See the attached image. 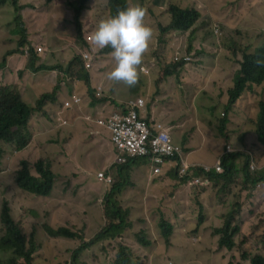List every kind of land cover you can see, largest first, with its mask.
Segmentation results:
<instances>
[{
	"label": "rangeland",
	"instance_id": "rangeland-1",
	"mask_svg": "<svg viewBox=\"0 0 264 264\" xmlns=\"http://www.w3.org/2000/svg\"><path fill=\"white\" fill-rule=\"evenodd\" d=\"M28 2L35 3L34 0H28ZM98 2L97 12L103 13V15L97 17L96 20L110 14L105 6V0H98ZM171 4L196 7L200 10L201 17L193 28V46L205 47L209 51L221 50L219 58L206 54L202 66L193 65L186 72V78L192 84V90L188 88L187 91L186 85H184V89L173 90L170 94V98H176L175 101L178 99L187 112H192L197 118L202 117L204 124L208 126L206 130L210 132V137L218 140L217 129L220 122H213L211 107L221 101L224 95V87L221 86H225L228 79L212 78L206 73L210 70L212 62L225 63L230 51L235 46L241 48L255 46L264 41V0H163L162 7H154L149 13V22L154 28L158 24L162 27L168 24L170 18L168 8ZM55 5L62 9L61 0H56ZM69 14L71 15L70 12ZM13 17L14 12L10 6L0 9V27ZM83 18L87 22L88 20L95 21L94 16L90 14ZM64 21L69 22L70 18L67 16ZM214 25L218 26V35L212 30ZM189 34L190 32L162 35L157 30L156 44L166 43L169 48L174 47L182 51L188 46ZM11 49L12 47H3L0 50V59L4 58L6 52ZM227 51L229 53H226ZM5 58L8 62L4 68L0 69V85L12 86L17 78L18 70L22 69V64L15 61L13 57L6 56ZM33 73H27L25 69L22 73L23 84L27 83L28 85V95L37 94L39 91L40 77L36 76L34 79ZM196 73L197 76H195ZM48 77L50 78V76ZM162 80L161 86L167 90L170 89L171 83L175 84L176 80L179 81L176 75L163 77ZM157 85L159 84L157 83ZM157 89H160V86H157ZM240 107L242 105L235 107L244 114V117L239 121H235L239 123L245 120L249 114L255 112L256 103H252L246 109ZM40 123L38 139L33 141L21 157L30 160L28 162L31 165L37 156H44L49 160L57 175V182L50 194L49 209L52 208L53 200L64 198L70 199V203L73 201L74 207L68 209L67 212L70 213L71 219L78 224L77 230H80L83 225L81 232L86 239H89L106 224L102 198L104 192L109 190L110 185L106 187L103 182L96 179L90 180L89 184L85 165L87 170L94 172L97 168H101L103 163L107 161L110 163L116 150H109L110 144L106 131L108 146L105 144V140L91 145L90 143L73 142V134L58 130L49 118L42 119ZM189 128L190 125H186L187 132ZM230 128L232 129L231 134L238 132V126L232 125ZM187 132H184V137L187 136ZM36 142L41 145L39 149L35 146ZM213 144L209 146V143L202 139L200 126L197 124V131L192 134L189 144L190 161L213 166L221 143H218L215 150L212 151ZM83 146L85 149L81 151L80 148ZM91 153L93 154L86 158L85 163V157ZM183 155L185 156V154ZM19 156L14 153L13 148L11 150L7 145L0 143V205L2 199L7 196L4 193L5 187L8 186L6 190L9 191L13 188L12 172L14 169H18L19 161L23 160L18 158ZM6 157L7 164L2 167V160ZM235 162L239 163V160L236 159ZM141 163L143 165L139 164L132 175L130 172L131 186L121 193L119 204L129 213L130 228L123 234V239L116 241V244L129 247L134 257L141 258L143 254L148 255L149 259L145 264H194L195 261H198L199 264H207V257L203 262L198 259L207 250L217 253L221 259L213 264H226L229 261L228 255L236 250L241 243L237 242V247L230 252L214 249L218 237L212 234V230L220 223L221 218L214 219L219 210L218 203L221 201H217L210 187L202 189L200 185H192V179H189L187 184H182L179 178L176 180L169 173L172 172L171 174L175 176L174 168L180 169L174 163L161 168V173L158 176H151L147 164ZM109 167L106 170H109ZM110 173L113 178L114 170H110ZM148 181H152V183L150 184ZM231 188L238 194L239 202L242 205L240 213L236 216L239 233L233 238L238 240L240 235L247 237L254 244L258 253L264 257V224L261 215L264 211V203L260 206L250 207L245 191L235 178ZM25 194L29 198H41L29 193ZM83 197H86L84 201ZM48 200L45 198L35 212L37 224L34 227L35 236L44 232L40 222L45 221L47 213L45 212L44 216L40 218V210ZM198 204L203 209L201 213L203 219L199 226H197L200 216ZM162 220L168 221L167 224L171 227V235L167 240L158 229V223ZM43 224L52 228L61 226L63 224L62 214L54 211L51 220ZM69 229L75 231L73 227ZM140 230L146 231L147 239L151 243L149 247H143L136 242L134 235ZM194 231H196L195 235L192 234ZM74 243V240L59 237L55 238L54 243L48 245V250L54 259L61 258L55 264H68L64 256L68 254L66 253L67 249L72 248ZM117 247H109L104 252L89 250L79 255L76 264H111ZM39 260L42 264L48 263L50 257L49 255L45 258L40 256Z\"/></svg>",
	"mask_w": 264,
	"mask_h": 264
},
{
	"label": "trees",
	"instance_id": "trees-1",
	"mask_svg": "<svg viewBox=\"0 0 264 264\" xmlns=\"http://www.w3.org/2000/svg\"><path fill=\"white\" fill-rule=\"evenodd\" d=\"M85 2L88 4V0ZM104 3L109 10V15L96 20L103 13H98L95 9L90 11V15L95 18L94 22L89 20L87 22L84 18L77 17L73 44L67 59L64 63L57 65V60L54 64V43L49 41V38L56 31L69 29L71 25L64 21L56 28L48 26L43 31L25 33L24 29L42 16V9L25 3L23 0H0V9L10 6L14 12V17L8 20L6 25L11 29L0 28V32L4 35L7 31H12L14 35L19 34L17 47L20 50L17 49V51L19 54L25 55L22 69L18 70L17 78L12 86L0 85V143L7 145L11 150L13 148L18 153H26L34 141L33 134L39 121L50 117L51 113L46 108L49 103L56 101L55 96L62 95L65 99L70 100L72 97L85 96L88 93L91 79L89 60L99 55L87 50L84 40L93 43L92 35L101 19L114 15L118 10L137 4L143 7L145 13H151L154 7H162L163 0H105ZM21 8L25 9L22 14L20 13ZM157 30L164 34L160 24L155 27V31ZM35 45L40 46L39 52ZM12 53L14 52H6V56ZM5 63V58H2L0 68L4 67ZM24 69L27 73L34 72V79L36 76L40 77L37 94H27L28 85L27 83L23 84L22 76ZM167 75H171V73H165V76ZM240 95L237 84L233 80L232 87L228 89L227 103L218 101L212 105L213 122H221L218 130L220 135L225 136L224 130L228 123V114ZM222 107L224 108L222 109ZM221 114H223L222 119H220ZM171 142L184 150L190 149L189 143L185 140L171 138ZM35 146L37 149L41 147L37 142ZM227 147L234 151L226 152ZM117 154L116 151L110 162L111 165L107 161L102 164L99 170L111 179V183L105 185L106 187L110 185V188L104 192L102 198L106 224L89 239H86L81 232L83 225L80 230H77L78 224L71 219L70 213L67 212L68 209L74 207L73 201H71L67 208L52 209L53 212L57 211L62 214L63 224L56 228L42 224L44 232L38 235L41 239L40 242L34 235V227L37 226L35 212L32 213L31 218L34 221L27 220L22 204L27 201L25 193L47 196L51 191L55 175L47 163L36 161L31 165L26 160L19 161L18 169L14 172L13 188L9 191L6 190L8 186L5 187L4 193L7 196L2 199L0 205V264H42L35 254L38 246L41 245L50 253L48 245L54 243L55 238L59 237L75 241L73 247L67 249L66 253L68 254L64 256L68 264H76L79 255L88 249L104 252L109 247L117 246L116 258L123 259V264H145L149 259L148 255L143 254L141 258L134 257L129 247L116 244V241L122 240L123 234L130 228L129 213L119 204L121 193L131 186L130 177L138 165L142 164L139 159L116 163L114 158ZM219 156L220 172L205 171L202 167L192 170V176L200 173L208 178L209 184L204 187H210L217 201H221L218 203L219 210L214 219L221 218L220 223L212 230V234L218 237L214 249L231 251L237 247V242H239L241 243L239 247L228 255L229 264H264V257L258 253L254 244L247 237L240 235L238 240L233 238L239 233L236 216L240 213L241 206L238 194L231 188L235 178L245 191L250 207L260 206L264 203V189L257 186L259 183L264 186V105L259 106L258 111L249 114L239 124L238 135L235 139L226 142ZM236 159L240 161V164L235 162ZM6 164L7 157L2 160V167H5ZM108 167L109 170H106ZM110 170H114L112 175L114 180L110 175ZM86 171L92 176L91 171L87 169ZM169 173L176 179V176L171 174L172 172ZM188 180L189 176H186L181 178L180 182L185 184ZM85 199L86 197H83V201ZM198 212L200 216L197 226L202 223L203 219L201 215L203 209L200 204H198ZM261 215L264 224V211ZM162 222L167 224L168 221L162 220ZM165 224H161L160 229L167 240L171 235V227L169 224ZM72 227L75 231L69 229ZM192 234L195 235L196 231ZM134 236L139 245L150 246L151 243L147 239L145 230H140ZM205 257L208 258L207 264L221 260L217 253L208 250L198 259L203 262ZM194 264L199 263L195 261Z\"/></svg>",
	"mask_w": 264,
	"mask_h": 264
},
{
	"label": "clouds",
	"instance_id": "clouds-1",
	"mask_svg": "<svg viewBox=\"0 0 264 264\" xmlns=\"http://www.w3.org/2000/svg\"><path fill=\"white\" fill-rule=\"evenodd\" d=\"M23 1L29 3L28 0ZM34 1V4H29L35 5L37 8H42L43 14L36 22L31 23V25L24 29L25 33L30 31H43L48 26L56 28L64 22L65 17L68 16V18H70V21L67 22L71 25L69 29L58 30L49 38V41L54 43L55 47L54 64L57 60V65H60L67 59V55L73 44L77 17L83 18L90 14V11L95 10L99 2L98 0H88V4H86L85 0H61L62 9H59V7L55 5L56 0ZM24 11L25 9L21 8L20 13L22 14ZM168 13L170 16L169 22L163 27L164 34L161 33L162 35L170 33L185 34L190 32L188 36V46L182 49V51L174 47L169 48L166 43H162L161 45L156 44V31L149 22V13H145L143 7L138 4L118 10L114 15L103 18L98 22L92 35V42L94 44L83 39L86 43V49L99 55L89 60L91 73L90 89L85 96L72 97L70 100L65 99L62 95L55 96L56 101L54 103H49L46 108V110L51 113L49 119L52 120L55 128L61 130V132H71L73 134V142H81L83 144L90 143L92 145V143L95 144L105 140L104 142L108 146L106 142V133H102V131L105 130L108 133V141L110 144L108 148L111 151L114 150V148L109 130L110 122L125 125L131 115H135L138 119L144 120L150 127H160L158 122L154 120L155 113L145 109L146 103L143 96L155 92L157 86H161L163 77H172L173 75H176L179 79V81L176 80L175 83L177 89H184V85H186L187 91L188 88L192 90V84H190L186 78V72L189 68L193 65L202 66L206 54H211L214 58H219L221 55V50L209 51L206 50L205 47L200 48L199 46L192 45L193 28L201 17V12L198 8L182 7L177 4H171L168 8ZM6 25L7 23H4L0 28H9ZM212 30L218 35L219 29L217 25H214ZM15 31L17 32V30ZM19 38L20 35H14L12 31H7L5 35L0 32V50L6 46L12 47V49L8 51H13L14 53L7 55V57H13L15 61H23L25 59V55H21L17 51V49L20 50L17 47ZM26 43L30 44L29 42ZM35 46L38 48L39 52L40 46ZM254 49L256 50L253 52ZM226 53H229V51ZM82 57H84V54H82ZM1 60L2 58L0 61ZM5 62H8L6 58ZM165 73H171V75L165 76ZM206 74L212 78L228 79V83H226L225 86H221L224 87V95L221 101L227 103L228 89L232 87L233 80L236 82L238 90L241 93L240 97L232 106L231 112L228 114V123L224 130L225 136L220 135L218 131V140L212 139V137H210V132L206 130L208 126L204 124L203 118H197L192 112H187V109L178 102V99L175 101L176 98H170L165 105V111L169 113L174 127L182 132V136L184 132H187L186 125H190L187 136H183L186 142L190 144L191 136L197 131L198 124L201 129L202 139L207 141L209 146L214 143L212 145V151L215 150V146L218 145V143H221L213 166L191 162L189 159L190 149L184 150L183 148V154H185V156L183 155V163L188 169H191L188 175L189 179H199L197 184H193L192 182L191 184L200 185L201 187L209 184L208 178L200 173L196 176H192V170L196 167H202L205 171L213 170L217 173L221 171L219 161L221 150L227 141L235 139L238 135V132L231 134L230 132H232V129L230 127L232 125L239 126L240 123L235 121H239L244 117V114L241 113L239 109L235 108L236 105H242L240 108L246 109L255 102V112L258 111L259 106L264 105V41L255 46H244L242 48L235 46V48L230 51V55L225 63L218 64L212 62L211 68ZM195 76H197V73ZM157 83L159 85H157ZM259 103L261 104L259 105ZM221 117L223 118V114H221ZM40 121L33 134L34 140L38 139L40 133ZM220 124L221 122L217 130H219ZM163 130H165L171 139L169 128ZM84 149V146L80 148L81 151ZM231 151L234 150L228 147L226 148V152ZM14 153L20 155L18 158L27 160V162L30 161L27 158L21 157L23 155L22 153H18L17 151H14ZM92 154L93 153L88 154L85 157V163L86 158ZM139 160L147 164L151 176L160 175L161 172L157 175L152 174L153 166L151 163L144 159ZM36 161L49 164L55 175V179L51 191L47 196H38L41 198L36 199L29 198L27 195V201L22 205L25 209L26 219L29 220L32 218V213L36 212L39 208L40 203L45 198H48L49 200L40 210V218L44 216L45 212L47 213L45 221L42 220L40 222V225H42L44 222L46 223L51 220L53 216L52 209L58 207L67 208L70 199L62 198L53 200L51 204L52 208L49 209L50 194L57 182V175L49 160L44 156H37L32 162L34 163ZM238 164H240V161ZM166 165L160 166V171L161 168ZM177 166L180 167V162L177 163ZM16 170L17 169L13 170L12 177H14V172ZM99 170L100 168L94 170L92 176L87 172L89 184L90 180L93 179L103 182L98 179V173H101ZM178 170L179 169L174 168L175 176L181 180L183 177H178ZM103 176L107 177L104 174ZM187 182L185 184H187ZM104 185L106 184L104 183ZM257 186L264 189V186L260 183ZM239 205L242 207L241 204ZM31 220L34 221V219ZM161 224L165 223L162 221L158 223V229L160 231ZM36 237L41 242L38 235ZM117 249L118 247L115 249L111 264H123V259L116 258ZM89 250L90 249L81 254ZM35 254L38 258L40 256L45 258L49 255L50 261L44 264H55L60 261L59 257L54 259V256L50 253L48 254L41 245L38 246ZM226 264H229V261H227Z\"/></svg>",
	"mask_w": 264,
	"mask_h": 264
},
{
	"label": "built area",
	"instance_id": "built-area-1",
	"mask_svg": "<svg viewBox=\"0 0 264 264\" xmlns=\"http://www.w3.org/2000/svg\"><path fill=\"white\" fill-rule=\"evenodd\" d=\"M113 148L118 152L114 158L116 163H124L132 159H144L152 164V174L160 173V166L180 162L178 177H186L191 169L183 163V149L172 143L169 135L160 127L148 126L144 120L135 115L127 120L125 125L109 123ZM98 179L110 184V177L98 173ZM197 184L199 179L191 180Z\"/></svg>",
	"mask_w": 264,
	"mask_h": 264
},
{
	"label": "crops",
	"instance_id": "crops-1",
	"mask_svg": "<svg viewBox=\"0 0 264 264\" xmlns=\"http://www.w3.org/2000/svg\"><path fill=\"white\" fill-rule=\"evenodd\" d=\"M17 62L22 64V60ZM176 89H177L176 84L173 83H171V87L168 90L165 89L163 86H160V89H156V91L153 92L152 94L143 96V99L146 103L145 109L152 113H155L154 120L155 122H158V125L161 128L163 129L169 128V132L172 138L185 140L182 136V132L178 131L174 127V124L172 123L169 113L165 111L166 102L170 99L171 92ZM103 132H105V130H103L102 133ZM194 163L198 164V162H194ZM148 182L150 184L152 183V181H148Z\"/></svg>",
	"mask_w": 264,
	"mask_h": 264
}]
</instances>
